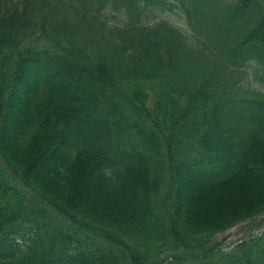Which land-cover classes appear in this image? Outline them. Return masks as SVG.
I'll return each mask as SVG.
<instances>
[{
  "label": "trees",
  "instance_id": "1",
  "mask_svg": "<svg viewBox=\"0 0 264 264\" xmlns=\"http://www.w3.org/2000/svg\"><path fill=\"white\" fill-rule=\"evenodd\" d=\"M260 70L264 0H0V264H264Z\"/></svg>",
  "mask_w": 264,
  "mask_h": 264
},
{
  "label": "rangeland",
  "instance_id": "2",
  "mask_svg": "<svg viewBox=\"0 0 264 264\" xmlns=\"http://www.w3.org/2000/svg\"><path fill=\"white\" fill-rule=\"evenodd\" d=\"M161 18H165L169 20L171 23L178 27H182V29L186 30V26L184 24V20L179 17L178 15L175 14H168V13H161L159 14ZM264 74V71L260 70L256 74H252L250 77H248L249 85L258 90H263L264 89V82L261 81L258 76ZM259 221V220H257ZM242 226H245L243 224ZM241 225H238L224 233L219 234L216 238L217 240H221L224 243V249L228 250L231 246H233L235 243H237L243 236L244 234L252 232V230H246L244 227ZM251 226H255L254 224ZM250 226V227H251ZM248 227V228H250ZM256 227V226H255ZM254 227V228H255ZM259 231L258 230H253V234H257Z\"/></svg>",
  "mask_w": 264,
  "mask_h": 264
}]
</instances>
